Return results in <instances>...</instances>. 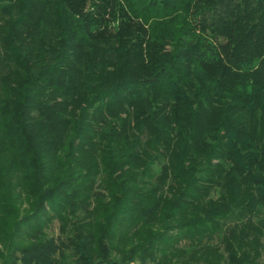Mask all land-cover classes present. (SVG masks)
I'll list each match as a JSON object with an SVG mask.
<instances>
[{"label":"trees","instance_id":"obj_1","mask_svg":"<svg viewBox=\"0 0 264 264\" xmlns=\"http://www.w3.org/2000/svg\"><path fill=\"white\" fill-rule=\"evenodd\" d=\"M133 262L264 264V0H0V264Z\"/></svg>","mask_w":264,"mask_h":264},{"label":"rangeland","instance_id":"obj_2","mask_svg":"<svg viewBox=\"0 0 264 264\" xmlns=\"http://www.w3.org/2000/svg\"><path fill=\"white\" fill-rule=\"evenodd\" d=\"M52 231H53L55 234L58 232V229H57V225H56V223L53 224ZM131 264H139V263H138V262H133V263H131Z\"/></svg>","mask_w":264,"mask_h":264}]
</instances>
